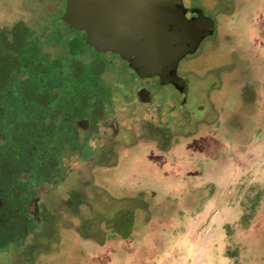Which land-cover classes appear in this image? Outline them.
<instances>
[{
  "label": "rangeland",
  "instance_id": "rangeland-1",
  "mask_svg": "<svg viewBox=\"0 0 264 264\" xmlns=\"http://www.w3.org/2000/svg\"><path fill=\"white\" fill-rule=\"evenodd\" d=\"M192 1L214 29L178 62L177 76L188 81L185 106L169 114L179 98L170 85L153 99L155 86L141 81L143 106L162 103L139 128L131 124L142 106L124 99L117 80L131 77L123 61L99 75L85 72L80 82L63 75L72 30L55 18L66 0H0V264H124L121 241L139 238L152 217H168L172 226L156 264H264V0ZM19 23L28 27L22 36L28 46L1 53ZM40 30L51 34L44 49L35 46ZM105 81L120 133L110 144L83 134L64 139L63 152L51 160L55 182L41 178L39 216L32 217L27 204L38 188L35 158L47 97L55 107L83 88L101 95ZM217 114L224 122L216 127L209 123ZM179 123L205 140L203 148L211 145L209 152L175 135ZM104 241L119 248L105 252Z\"/></svg>",
  "mask_w": 264,
  "mask_h": 264
},
{
  "label": "flooded vegetation",
  "instance_id": "flooded-vegetation-1",
  "mask_svg": "<svg viewBox=\"0 0 264 264\" xmlns=\"http://www.w3.org/2000/svg\"><path fill=\"white\" fill-rule=\"evenodd\" d=\"M182 3L186 10L185 15L187 18L195 17L199 13H202L204 16L210 17V19L213 21L212 17L210 15L205 14L201 9V7H199L195 1L191 0L189 4H185L183 1ZM63 12L64 11L56 15L55 21L57 20L63 22L64 24H66V26L70 28V30H72L71 35H69L68 37L70 38V40H72V45L70 44V42L68 45H66L67 57H65V60L67 62L62 63L61 70L64 76L68 78H72L76 82H80L82 81L80 75H82L85 72L93 73L94 76L99 75V73H101L102 70L108 66L107 64L112 66L113 64H115L117 60L123 61V63L126 65L125 67L126 71L128 70L132 77V78L129 77L128 74L126 77H122V75L121 77L119 76L117 77L119 84L123 85V87L125 88V90L123 91L124 93L123 96L124 97L127 96V97L124 99L128 101L129 99H136V101H138L137 105L142 106V112L140 115L142 117L141 119H139L140 116L137 117L135 115V117H133L134 119V122L132 123L133 125L131 124L132 127L140 128V126H143L142 122L150 123L152 121L151 117H153L154 119L153 111L155 112L161 111V104H160L162 103L161 101H159V103L154 102L151 108L148 106H143V99L138 96L139 93L141 94V92L139 91V87H140L139 83L141 81L145 82L146 84V82H149L150 80L151 85L155 86L156 89L153 90L152 93H150V96L153 99L156 96L157 92H159L160 87H162L163 85H170V87L175 91L174 95L177 94L179 98H176L174 96V103L171 106H169L167 109V112L169 114L176 115V111L179 107L184 108L187 100V92L186 94H184L183 92H181L180 89H178L175 85L171 83L168 84L160 83L159 78L156 76L146 77V78L140 77L135 72V70L129 66V63L126 59L122 58L119 54L113 51H96L92 46H90L85 42L82 33L70 27L66 22H64L61 19ZM44 23L46 24V22ZM48 24L53 25L51 20L49 21ZM50 35H51L50 32L40 30L39 41L35 43L37 49H44L47 47L46 42L45 40L43 41V39H48ZM16 44H18L17 48L18 47L20 48V42H17ZM16 44L13 46H16ZM25 44L28 46V43ZM17 48L13 49L15 50V52L12 49L10 50L12 51V53L15 54ZM37 59L38 58H36V60ZM35 62L37 61L34 60L33 63ZM16 64H18V62ZM52 73L53 72H49V73L45 72L43 73V76L49 79L53 77ZM57 83H59V81ZM103 84L105 86V91L101 95L87 88L85 89L83 88L78 95H76L77 93L76 94L74 93L72 100L62 101L61 99H57L56 101L58 102L55 103V107L53 106L54 102L52 101V103H50V99L49 97H47L46 102H49L50 105L48 107L49 108L48 112L45 111L43 112L45 114H43L44 118L42 119V122L44 126L46 125L49 126L52 123L49 126L48 132L49 133L54 132V125L62 121L63 123L61 126L67 131V134L69 133V131L76 136L83 134L88 136L89 138L90 137L99 138L102 142H104V144H108V143L110 144L111 141L114 140L117 137V135L120 133V121L118 117L115 114H113L111 111L112 104L110 103V101L112 100L111 97L112 90L109 89L110 86L107 85L106 81ZM93 85L94 86L92 88L93 90H95L96 83H94ZM59 93L60 94L63 93L62 89L59 90ZM47 94H49V91H47ZM43 98L44 97H41V99ZM125 109H126L125 113L131 116L132 114L131 109L128 110L127 106H125ZM219 116L220 115H218V117L212 122L208 121L210 122L209 124L215 123L216 127L218 125H222L224 121H220ZM181 125L182 124L178 126L179 127L178 129L180 130L178 131L176 130V132H174L175 135L178 134L179 137H183V138L188 137L189 142H191L190 139L194 140L195 145L197 147L199 146L200 150L207 149V151L209 152L210 149L208 146L211 145L208 146L206 145V147L203 148L202 143L205 140L202 137L194 135V132L189 131L186 128V124L182 126ZM93 147L94 146L92 147L90 146L91 149ZM170 218H174V217L170 216ZM169 220L170 219L168 217L164 219L152 217V220L149 222L148 225L145 226V228L141 227L142 229H145V232H142L139 238H129V239H124V241H121L123 245L121 246L120 249L119 260L121 261V263L125 261L124 264H156L158 262L157 261L158 258L160 256H163L167 252L166 251V247L168 246L167 241H169V238L172 235L171 234L172 226L170 227L168 226ZM105 242L106 241H104V243L102 244L103 246L101 245V247H104V245H106V247H104L105 252L107 249L112 250L113 248H111L112 245L108 243L109 241H107L106 243ZM117 247L115 245L113 250L117 249ZM115 260L117 259H114L113 261L111 259H107L106 261H104V263H99V264H120V262L118 263L114 262Z\"/></svg>",
  "mask_w": 264,
  "mask_h": 264
},
{
  "label": "water",
  "instance_id": "water-1",
  "mask_svg": "<svg viewBox=\"0 0 264 264\" xmlns=\"http://www.w3.org/2000/svg\"><path fill=\"white\" fill-rule=\"evenodd\" d=\"M182 0H66L61 19L83 34L96 51H113L142 78L158 77L187 92L178 62L213 32L210 17L187 18ZM24 177L25 174H22ZM38 199L27 212L38 218Z\"/></svg>",
  "mask_w": 264,
  "mask_h": 264
},
{
  "label": "trees",
  "instance_id": "trees-1",
  "mask_svg": "<svg viewBox=\"0 0 264 264\" xmlns=\"http://www.w3.org/2000/svg\"><path fill=\"white\" fill-rule=\"evenodd\" d=\"M23 6H25V5H22V3H21V8H23V10H24ZM25 8H26V10H28L29 7H25ZM21 10L16 11V12H19V14H21L22 13ZM19 17H20V15H19ZM16 21L19 22L22 20L19 19ZM8 27H10L9 24H8ZM10 28H12V29H10L12 33L5 36V38H4L5 41L3 43L4 48L2 49L3 52L1 51V53H3V54L4 53H12V51L10 49H12V50L16 49L17 45H18L16 43L20 42V48L18 47L17 51H16V54H18L20 52L21 48H23V46L26 45L25 43H27V39L23 38L22 36H24V33L27 32L28 27L26 24L23 25L22 23H19L16 26L14 24V26L10 27ZM15 44H16V46H13ZM13 51L15 52V50H13ZM11 66H15V65L12 64ZM1 85H3V84H1ZM62 123L63 122L60 121L54 125V132H51V133L48 132L49 126L52 123L49 126H47V125L44 126L43 130L38 132V138L40 140L42 139L40 147L38 148V152H37V154H39V157L35 158L37 160V165H36L37 178L35 179V184L38 187L35 197H39L38 202L40 200V194H38V192L40 193V191L44 189V187H43V186H45L44 183L46 184V183H48L49 180H52L54 178L53 177V169H54L55 164H54V162H51V160L55 158V154L57 152L58 153L63 152L62 143H63L64 139L67 141V138L72 137L71 140L72 139L74 140L75 138L73 136H76V135L72 134L70 131L67 134V131L61 126ZM35 150H36V148H34V145H33L30 147V149H28V152H29V154L34 155L35 153L33 151H35ZM24 174L26 175L25 178H20V181H21L23 186H25V184L28 183V180L31 177L29 170H28V172H26ZM42 177H45L44 183L41 180ZM53 180L55 182V179H53ZM54 182H51V183L54 184ZM13 185H14V183H13ZM20 186H21V184H20ZM32 198H34V197H32ZM38 202H37V204H38ZM35 223H38L37 220L35 221Z\"/></svg>",
  "mask_w": 264,
  "mask_h": 264
},
{
  "label": "crops",
  "instance_id": "crops-1",
  "mask_svg": "<svg viewBox=\"0 0 264 264\" xmlns=\"http://www.w3.org/2000/svg\"><path fill=\"white\" fill-rule=\"evenodd\" d=\"M190 249H191V247H190ZM179 250H181V249H180V248L176 249V252H178ZM176 255H177V253H176ZM188 261H189V260H186V262H184V263H182V264H188ZM190 264H193V263L191 262Z\"/></svg>",
  "mask_w": 264,
  "mask_h": 264
}]
</instances>
